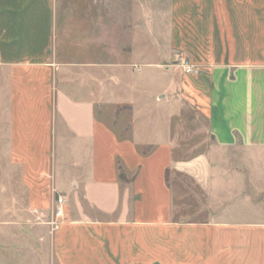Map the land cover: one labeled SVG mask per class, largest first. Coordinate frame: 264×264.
<instances>
[{"label": "crops", "instance_id": "1", "mask_svg": "<svg viewBox=\"0 0 264 264\" xmlns=\"http://www.w3.org/2000/svg\"><path fill=\"white\" fill-rule=\"evenodd\" d=\"M101 4L0 0V189L14 190L0 194L11 205L0 221L21 209L54 220L62 197L46 264H264L254 198L249 212L181 220L168 179L182 174L211 196L239 187L216 179L208 155L175 160L181 109L208 123L223 154H264V0H171L168 57L194 72L175 75L173 98L152 95L167 117L131 100L132 65L149 58L133 50L129 20Z\"/></svg>", "mask_w": 264, "mask_h": 264}, {"label": "rangeland", "instance_id": "2", "mask_svg": "<svg viewBox=\"0 0 264 264\" xmlns=\"http://www.w3.org/2000/svg\"><path fill=\"white\" fill-rule=\"evenodd\" d=\"M100 1L101 5H112V10H116L121 19L129 20L126 23L127 29H130L129 33L134 40L135 38L140 40L137 43L134 42L133 50L143 49L149 58V65L144 66L139 62L132 65L134 76L131 81L134 86L131 100L133 103H138L137 108L140 107L144 116L159 113L160 116L167 117L171 108L169 109L166 104H153L150 99L152 95L164 88L168 89L172 98L173 95L176 96L177 89L172 90L174 87L172 83L175 75L178 77L185 69L184 61L186 60L180 53L175 54L174 60L168 57L171 0ZM156 56L160 60H155ZM129 109L130 106L120 108L122 111ZM180 117V129H177V123L173 124L174 133L180 135L179 140L176 141L179 143V148L175 151V160L187 161L201 155H208L213 162L216 179H224L229 184L239 182V187L227 188L222 185L216 189L220 195L211 196L204 193L198 186L195 187V183L188 177L177 173L168 174V179L172 182L176 193L181 192L184 199L179 206L175 207L178 213L176 217L198 223L215 221L221 218V213L228 207L249 212L252 209L250 199L254 198L255 212L259 210L262 215L261 220L264 221V154L260 156L244 155L240 152L223 154L218 151L216 142L210 137L208 123L204 119L182 109ZM1 161L0 157V163ZM1 164L4 165L3 161ZM10 174L12 178V172ZM120 177L126 179L125 173H121ZM177 186L180 189H177ZM3 190L5 194H2L0 189L2 197L12 196L14 192L13 188L8 186ZM243 196L245 202L237 203V198ZM10 208L11 205L7 203L0 205V215ZM16 212L18 213L19 210L17 209ZM19 213H21L20 218L16 219L12 217L13 214H6L0 221L4 223L1 225L3 227H0V248H4L0 250L3 254L2 258H5L8 264H46L49 256V239L53 230L52 217L38 215L29 219L23 209ZM44 244L47 245L46 248Z\"/></svg>", "mask_w": 264, "mask_h": 264}, {"label": "built area", "instance_id": "3", "mask_svg": "<svg viewBox=\"0 0 264 264\" xmlns=\"http://www.w3.org/2000/svg\"><path fill=\"white\" fill-rule=\"evenodd\" d=\"M184 61V60H183ZM184 71L186 73H192L194 72V69L189 65V63L184 61ZM64 199L62 197H58L56 199V208H54V220H52V226L55 227L59 220L64 219V212H63V206H64Z\"/></svg>", "mask_w": 264, "mask_h": 264}]
</instances>
